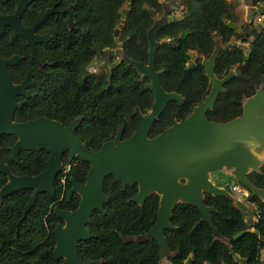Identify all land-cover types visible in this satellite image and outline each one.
<instances>
[{
    "label": "trees",
    "instance_id": "1",
    "mask_svg": "<svg viewBox=\"0 0 264 264\" xmlns=\"http://www.w3.org/2000/svg\"><path fill=\"white\" fill-rule=\"evenodd\" d=\"M143 1L150 9L160 11L158 0H131L120 39L124 41L123 47L128 56L146 62L145 30L151 25V16L144 8ZM15 2L16 0H9L7 3H0V14L7 15L12 12ZM76 2V22L84 32L76 34L73 47L75 50L60 61V68L56 69L61 71L60 76L66 81L65 87L62 86L63 90L66 88L61 96L62 108L58 115L46 112L53 117L57 116L64 125L69 124L74 117L81 116L82 122L76 135L89 149L98 150L104 141L113 138L120 126L123 127L124 137L131 134L139 122L137 115L132 114L133 110L140 114L146 113L151 106L152 95L138 81L135 70L124 62L113 67L110 72L84 74V67L92 61L96 50L115 46L113 31L120 24L127 0ZM186 7L189 13L186 16L190 19L189 39L178 46H160L156 62L158 65L164 61L162 65L166 67L161 75L163 87L182 93L187 101L184 105L170 102L153 123L150 137L159 134L175 118H185L191 107L201 102L208 92L209 81L202 67L185 70L188 58L185 51L195 49L208 55L212 49V35L220 33L224 40H228L231 34V30L222 22V18L228 13L226 0H187ZM171 25L169 23L162 28L166 34H160L171 37L182 28L181 23H177L175 29L171 30ZM14 53L23 58L15 66L9 67L13 81L21 82L28 71L33 73L35 80L31 89L32 97L22 109L15 112V120L25 121L42 114L36 97L39 92L37 88L44 79L48 81L55 75L52 72H40L36 60L30 58L29 49L21 38L11 42L9 32L5 31L0 34V56L8 58ZM52 53V50L46 54L39 51L37 60L41 61L42 55ZM46 60L47 64L53 62L52 58ZM240 63L243 65L242 75L226 83V92L219 95L213 109L207 113L210 121L226 122L240 115L242 96L252 95L255 91L254 85L264 81V31L254 39L247 60L238 48L222 52L216 60V73L224 75L230 67ZM173 65L178 68H173ZM50 67L53 69L52 63ZM80 78L89 88L81 94L76 88L80 87ZM54 98L58 100L59 96ZM15 141L16 137L13 135L1 137V162L6 163L15 175L39 174L45 167L48 154L44 151L21 150L19 162L15 163L10 158V148ZM78 160L79 164L66 176L63 195L58 177L55 182V196L40 193L25 217L23 212L32 190H20L3 199L0 206V264L56 263L53 256L54 228L59 220L53 208L56 205L71 210L77 207V195L67 200V192L71 186L69 178L72 176L76 182L83 183L89 168L88 163ZM260 171L250 172L247 177L256 187L264 189V165ZM5 182L6 176L0 173V187ZM103 193L109 197V201L104 204L106 214L93 211L87 226L92 238L79 242L80 259L85 263L100 260V264H157L158 245L155 241L147 240L137 244L127 241L125 237L144 235L150 229L156 220L158 196L153 194L145 200L143 206H138L129 201L136 193V186H127L122 191L120 183L112 176L105 179ZM247 199L250 215L255 217L251 221H247L245 213L229 199L205 194V204L215 208L211 214L212 222L223 237L230 239L229 245L213 241L212 230L207 223L195 226L200 212L194 205H177L171 217V223L176 229L165 230L170 249L177 251L170 259L172 263L185 264L190 258V264H264V204L250 193ZM240 231L245 232L233 239V235ZM242 259L245 263L241 262Z\"/></svg>",
    "mask_w": 264,
    "mask_h": 264
},
{
    "label": "water",
    "instance_id": "2",
    "mask_svg": "<svg viewBox=\"0 0 264 264\" xmlns=\"http://www.w3.org/2000/svg\"><path fill=\"white\" fill-rule=\"evenodd\" d=\"M6 1L0 0V3ZM130 3L131 0H127L121 22L114 31L116 52L110 51V55L117 53L115 63L118 60L124 61L136 70L141 79L149 78L144 87L152 92L153 102L149 112L140 117L138 129L124 140L120 139L123 129L121 126L114 139L102 143L98 150H91L74 134L80 118H76L66 127L44 117L26 122L15 121V111L20 110L25 104V101L18 102L16 96L29 98L27 89L34 82L33 74L28 72L21 83H14L8 67L16 65L21 57L0 56V149L1 137L14 135L17 140L10 148V157L15 163L19 162L20 150H44L49 154L43 171L35 176H17L0 160V173L6 176V182L0 187V206L7 196L30 189L32 194L23 212L25 217L40 193L55 196V179L61 171V157L64 152H68L70 158L78 157L89 164L83 184L70 178L71 188L67 196L69 198L73 193L79 196L76 209L69 211L54 207L55 216L64 222L58 223L54 228L56 242L53 256L56 261L61 260L59 264L101 263L100 260L83 262L78 254V245L80 241L92 238L87 226L93 211L98 210L103 215L106 214L104 204L109 201V197L103 193V184L107 176H113L120 182L122 191L127 186L137 185V193L129 201L139 206L143 205L148 196L152 194L158 196L154 224L144 236L135 235L127 238V241L137 244L146 240L155 241L158 245L157 264H173L169 258L174 257L177 251L170 250L164 231L176 229L171 223V217L179 204L194 205L200 212V218L195 226L207 223L211 227L213 241L230 244V239L223 237L212 222L211 214L215 208L205 204V194L225 197L243 212H246V205L226 188L217 186L214 183L213 172L221 171L234 178L251 196H257L264 204V189L256 187L247 177L250 172L260 173V168L264 165V85L260 84L255 88L254 94L242 98V113L239 116L226 122L210 121L206 112L213 108L218 93L224 91L223 83L234 75L229 71L226 76L219 79L214 74L215 59L221 48V40H218L215 50L208 59L195 60V63L205 66L206 76L211 81L210 92L187 117L181 121L174 120L170 126L150 138L149 131L166 105L173 100L183 102L181 95L163 89L159 79L161 72L154 66L155 52L160 44L165 43L159 42L156 34L168 21L170 6L169 2L163 4L161 16L153 19L147 31L148 62L145 64L128 57L122 51L118 38ZM28 4L29 0H20L13 15L0 14V34L4 33L6 26H10L13 29L10 40L13 41L17 36L26 38L31 57L34 59L36 43L44 38L35 36L33 30L46 19L52 9L46 11L31 28L26 29L21 25L20 18ZM69 21L73 24V14H70ZM224 22L232 29H236L234 24ZM236 35L239 36L240 33ZM233 41L234 38L231 42ZM169 43L172 44L173 41ZM229 46L230 43L224 48ZM246 52L249 55V51ZM247 220L250 221V217ZM244 232H237L233 239ZM190 262L191 259L188 258L186 264ZM241 262L245 263V260L242 259Z\"/></svg>",
    "mask_w": 264,
    "mask_h": 264
},
{
    "label": "flooded vegetation",
    "instance_id": "3",
    "mask_svg": "<svg viewBox=\"0 0 264 264\" xmlns=\"http://www.w3.org/2000/svg\"><path fill=\"white\" fill-rule=\"evenodd\" d=\"M19 1L20 0H16L15 6H14V10L12 12H10L9 14H7V15H13L15 13V10L17 8V5H18ZM186 1L187 0H158V3L160 4V11L159 12L150 9L145 4V2L143 1L144 8L149 11V14L151 16V25L153 23V19L154 18H159L161 16L162 11H163V4L165 2H167V3L169 2V6H170L169 9H168V12H169L168 13V21L158 30V32L156 34V39L159 42H163V41L165 42V43H162V44H160L158 46V48H157V50L155 52V55H154V66H155V68H156L157 71H160L161 72L160 75H159V79H160V83H161V86L162 87H163V85H162V82H161V75L166 71V67H164L162 65L164 63V61H162L161 64H158L157 65V62H156V54L158 53L159 48L162 45L178 46L180 44L186 43L187 40L189 39V32L190 31H189L188 21L190 19H189L188 16H186V15L189 14L188 11H187V7H186ZM226 1L228 2V13H227L226 16H224V18H222V22L231 30V34H230L229 39L228 40H224L223 37H222V35L220 33H217L216 35L215 34L212 35L211 36L212 37V49H211V52L208 55H206V54H204L202 52L199 53L195 49H187L185 51V54L187 55L188 58H187V61H186L185 70H188L190 68H195V67H202L203 68V71H204V74L206 76L205 66L203 64H201V63H198V64L195 63V60L198 59V58L208 59L209 56L211 55V53H213V51L215 50L216 42L218 40H221V48H220L219 52H217V57L215 59L214 74H215V76L217 78L221 79L224 76H226L229 71H232L234 75L230 78V80L227 81V82H230L233 78L242 75V71H243V65H242V63L237 64V65H233L232 67H230L226 71V73L224 75H221L220 76L219 74L216 73V69H215L216 60H217V58L219 57V55L222 52H224V51L225 52L226 51H230L233 48L241 49L242 52H243V54H244V59L245 60H247L250 57V54H251V45H252L254 39L257 37V35H259L260 33H262L264 31V25H263L264 24L263 23V21H264V0H226ZM7 2H9V0H7L4 3H7ZM76 4H77L76 0H29V4L27 5L25 11L22 13L21 18H20L21 25L24 28H26V29L31 28L35 24V22L37 20H39L41 18V16L46 11L52 9L51 13L46 17V19L40 25H38L36 28H34V30H33V34L35 36H39V37H43L44 38L43 40H40L38 43H36V52H35V58L34 59L31 57L30 47L28 45V42H27V39L26 38H23L21 36H17V37H15V39L13 41H11L10 38H11V35L13 33V29L10 26H6L5 27L4 33H5V31L6 32H9V41H11V42H14V41L18 40L19 38H21V40L24 42V45L27 46L28 49H29V56H30V58H32L33 60H36L37 67H38V70L40 72H43V73H46V74L52 72L55 75V77L53 79H49L48 81L46 79H44L43 82L40 84V86L37 88L39 90V92H37L36 97L38 99L39 108L41 109V113L42 114L39 115V116H37L36 118L44 117V118H47L49 120L57 121V122L61 123L63 126H65V127L66 126H69L73 122V120H75L76 118H80L81 121H80L79 125L76 127V129L74 131V134L77 137L76 131L79 128V126H80V124L82 122V117L81 116L74 117V119L71 120V122L69 124L64 125V122L61 119L57 118V116L56 117H53L49 113L46 112V111H50V112L58 115L59 114V111H60V108H62V106H61V103H62L61 96L66 91V88H65V90H63L62 86L65 87L66 81H65V79L61 78V76H60L61 71H56V69L60 68V61H62L65 57L71 55V53L73 52V50H75V48H73V47L75 46L76 34L78 32H84V29L83 28H80L78 26L77 22H76V18H75V7H76ZM70 14H73V24H71L70 21H69L70 20ZM224 21H227L228 23L234 24L236 26V29L235 30L232 29ZM169 23H172L171 30H174L175 29L174 27H175V24H177V23H181L182 28L180 29V31H176V33L174 35H172L171 37H164L160 33L165 32V34H166V31L165 30H162V28H164ZM123 26H124V24H123ZM259 26H261V27L259 28ZM115 29H114V31H115ZM148 29H149V27L146 28V30H145L146 42H147V47H146L147 61L145 62V61L136 60V61H139V62H142V63H145V64L148 62V53H147V50H148L147 31H148ZM114 31H113V38H114L115 46L113 48L105 47L103 49L96 50V53L94 54V56L92 58V61H90L84 67V71H85L84 74L85 75H88V74H90V75H97L99 73H102L103 74V73H106V72H110V70L113 67H115L117 65H120L121 63L124 62V61L118 60V62L115 63L116 59L118 58L117 53L114 54V55H112V56L110 55V51L115 50V52H116V49H115L116 48V40H115L116 38L114 36ZM121 31H122V29L120 30V32L118 34V38H119V41H120L121 46H122V51L126 54V52L124 50V47H123L124 41H122L120 39ZM237 33H240V35L237 36L236 35ZM233 38H234V41L231 42ZM169 41H173V43L171 44V43H169ZM228 43H230V46L227 47V48H224V46L226 44H228ZM49 50H52L53 51L52 55H44V56L42 55L43 59L41 61L37 60V54H38L39 51L42 54H46V52H48ZM247 50L249 51V55L246 52ZM12 55H18V54H15L14 53ZM20 57H21V60H22L23 57L22 56H20ZM128 57H130V56H128ZM47 58H52V61L53 62H49L47 64L46 63L47 62V60H46ZM161 58H163V57L161 56ZM131 59H133V58H131ZM168 59H169V57H167V60ZM21 60H19L18 63ZM133 60H135V59H133ZM51 63H52L53 69L50 67V64ZM192 64H194V65H192ZM172 67L173 68H176V69L178 68L177 65H173ZM8 70H9V67H8ZM28 72H30V71H28ZM28 72H26V74ZM135 72H136V70H135ZM9 73H10V70H9ZM136 74H137V72H136ZM10 75H11V73H10ZM137 77H138V81L139 82H142L143 88L145 89L144 85H145V83L149 82V78L141 79L138 74H137ZM11 78H12V76H11ZM207 79L209 81V89H208V92H207V94H208L210 92V89H211V81H210L209 78H207ZM33 80H34V77H33ZM21 82H19V83H21ZM227 82L223 83L222 88L224 89V91L223 92H219L217 98L219 97L220 94L226 92L225 85H226ZM16 84H18V83H16ZM260 84H263L264 85V81H261L259 83V85L255 84L254 85V89L256 87H259ZM34 85H35V80H34L32 86H30L27 89L28 92H29V94H30L29 98H26L24 96L18 95V96H16V100L18 102L25 101V104H26L27 101L30 100V98L32 97L31 89L34 87ZM78 85L80 87H77L76 86V88H77V90H78V92L80 94L83 93L84 91H88L89 90L88 86L85 83H83V81H82L81 78L79 79ZM163 89L166 92H175V93L181 95V97L183 98V102L182 103H179L178 101L173 100L177 104L184 105L185 102L187 101V98L185 96H183L182 93H180V92H178L176 90H166L164 87H163ZM145 90H147V89H145ZM207 94L204 95L202 101L204 100V98L206 97ZM56 95L59 96V99L58 100H56L54 98ZM151 95H152V92H151ZM243 97H249V96H242V98ZM242 98H241V100H242ZM216 101H217V99H216ZM216 101H215V103H216ZM152 102H153V95H152ZM152 102H151V105H152ZM170 102H172V101H170ZM201 102H199V103L195 104L194 106H192L191 109H190V112L187 114V116L191 113L192 109L195 106L199 105ZM215 103H214V105H215ZM167 105H166V107H167ZM214 105H213V107H214ZM241 105H242V103H241ZM150 108H151V106H150ZM150 108L148 109V111L146 113H143V114H140L137 110H133V113L132 114L137 115V118H138V121L139 122H138V126L135 129L132 130L131 134L134 131H136L138 129V127L140 126V117L141 116H145L149 112ZM212 109H210V110H212ZM210 110H208L206 112V116H207V113ZM241 113H242V111H241ZM36 118H29L28 120H32V119H36ZM14 120H15V113H14ZM28 120H25V121H17V120H15V121H17V122H26ZM174 120L181 121V120H178L177 118H175ZM174 120H173V122H174ZM117 131H116L115 135L117 134ZM149 133H150V131H149ZM131 134L128 137H130ZM114 136H113L112 139H114ZM148 136H149V134H148ZM128 137H124L123 136V129H122L120 139L121 140H124V139H126ZM150 138H152V137H150ZM112 139H109V140H112ZM16 140H17V138H16ZM106 141H108V140H106ZM106 141H104V142H106ZM28 151H31V150H28ZM32 151H34V150H32ZM39 151H44V150H39ZM48 157H49V154H48ZM48 157H47V159H48ZM78 159H80V158H78V157L77 158L76 157L75 158H70V155H69L68 152H64L63 153V155L61 157L62 168H63L64 164H66L67 162H71V165L69 167V171L67 172V174L70 173V171L79 164V160ZM62 168H61V170H62ZM88 170H89V168H88ZM60 173H61V171H60ZM60 173L57 175L56 179L58 177H60ZM214 173H216V178H217L218 182L221 181V183L220 182L218 183L216 181V179L213 176ZM17 176H20V175H17ZM30 176H35V175H30ZM212 176L214 178V183L217 186L226 188L228 190V192H230L233 196H235L234 194L237 192L236 190L233 189V186H240V188H242L243 190H245V198L243 200H241V202L246 205V212H244L245 215L247 216V218L250 217V221L253 220L255 217H253V216L250 215L251 209H249L250 208V205H248L249 202H248V199H247V196H248V193L249 192L246 190V188L241 187L240 184H236L238 182L234 178L228 176L227 174H225V173H223L221 171H215V172H213L212 173ZM70 178H73V177L71 176ZM70 178H69V182H70ZM219 178H220V180H219ZM222 178H223V183H222ZM56 179H55V182H56ZM85 180H86V175H85ZM77 183L83 184L81 182H77ZM59 184H60V186L62 188V195H63V193L65 191L66 178H65L63 184L60 183V180H59ZM221 185H223V186H221ZM134 186H136V193H137V185H134ZM70 188H71V186H70ZM69 189H68V191H69ZM73 195H77V194L76 193H73L69 198L67 196V200H70ZM236 198H238V197H236ZM238 199L240 200V198H238ZM135 204H137V203H135ZM56 206L59 207V205H56ZM60 209H62V208H60ZM75 209H73V210H75ZM62 210L72 211L71 209H62ZM53 212H54V208H53ZM58 220L59 221L56 222V225L58 223L64 224L63 220H61V219H58ZM164 234H165V231H164ZM139 235L144 236L145 234L144 235L143 234H139ZM125 238L127 239L128 236H126ZM142 239H144V237H142ZM55 242H56V238H55ZM157 255H158V253H157ZM171 258H173V257H171ZM171 258H169V259H171ZM60 262H61V260L56 261L57 264H59ZM185 264H186V262H185Z\"/></svg>",
    "mask_w": 264,
    "mask_h": 264
},
{
    "label": "built area",
    "instance_id": "4",
    "mask_svg": "<svg viewBox=\"0 0 264 264\" xmlns=\"http://www.w3.org/2000/svg\"><path fill=\"white\" fill-rule=\"evenodd\" d=\"M70 165H71V162H67L66 164H64V166H63V168H62V170H61V173H60V183H64V180H65V178H66V176H67V172L69 171V167H70ZM233 189L234 190H236L237 192L238 191H242L243 189L242 188H240V186H233Z\"/></svg>",
    "mask_w": 264,
    "mask_h": 264
},
{
    "label": "rangeland",
    "instance_id": "5",
    "mask_svg": "<svg viewBox=\"0 0 264 264\" xmlns=\"http://www.w3.org/2000/svg\"><path fill=\"white\" fill-rule=\"evenodd\" d=\"M213 176H214V178L216 179V181L218 182V180H217V178H216V173H214ZM219 180H220V178H219ZM219 182L221 183V181H219ZM219 182H218V183H219ZM222 183H223V178H222ZM238 192H239V193H238ZM238 192H236V193L234 192V193H235L234 195H235L236 197L240 198V200H243V199L245 198V190H242V191L240 190V191H238Z\"/></svg>",
    "mask_w": 264,
    "mask_h": 264
}]
</instances>
